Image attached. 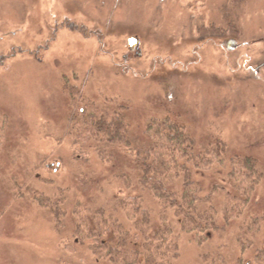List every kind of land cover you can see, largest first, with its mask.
<instances>
[{
	"label": "rangeland",
	"instance_id": "1",
	"mask_svg": "<svg viewBox=\"0 0 264 264\" xmlns=\"http://www.w3.org/2000/svg\"><path fill=\"white\" fill-rule=\"evenodd\" d=\"M227 1L0 0V264H111L73 234V205H104L121 186L113 174L135 173L123 156L113 165L101 161L92 141L83 151L73 146L68 117L77 107L121 104L136 138L168 113L167 103L197 143L217 135L227 146L223 161L210 154L212 164L196 176L206 189L214 182L230 185L233 155L256 158L263 172L251 191L246 183L236 190L230 185L239 199L249 196L228 220L221 213L223 193L215 192L219 231L196 235L174 226L179 257L173 264H202L208 252L221 253L229 264L260 263L264 0H238L231 26L222 10ZM211 24L217 31L208 34ZM129 39L137 41L134 50ZM71 88L80 89L78 96L66 91ZM59 189L67 199L57 231L53 213L33 194L57 201ZM132 192L133 186L122 193Z\"/></svg>",
	"mask_w": 264,
	"mask_h": 264
},
{
	"label": "trees",
	"instance_id": "2",
	"mask_svg": "<svg viewBox=\"0 0 264 264\" xmlns=\"http://www.w3.org/2000/svg\"><path fill=\"white\" fill-rule=\"evenodd\" d=\"M237 5L238 0H228L222 6L228 26L237 21L232 9ZM212 30L217 31L213 24L209 26L208 34ZM66 91L78 96L80 89ZM111 103L116 102H108L112 106ZM77 108L67 120V134L74 137L73 146L83 151L82 146L92 141L101 161L113 165L119 155L123 156L135 173L133 176L123 171L113 174L121 186L118 194L104 205L92 208L79 201L73 205V234L82 245L89 241L87 249L97 259L111 264H173L179 257L175 225L185 233L196 235L219 231L215 192L223 193L221 213L228 220L235 214L236 203L247 201L249 191L263 175L256 158L233 155L228 159L226 178L235 190L238 184H248V193H243L245 200L239 199L230 185L223 187L214 182L206 189L205 182L196 176L212 164L210 154L223 161L227 146L217 135L210 136L205 143H197L182 123L181 116L170 112L174 108L171 103H167L168 113L154 117L136 138L127 121L128 107L90 104ZM132 186L134 192L123 195V190ZM10 189H15L14 183ZM59 190L61 197L65 191ZM33 199L50 209L55 228L60 231L65 216V209L61 206L66 202V196L53 201L39 192L33 194ZM153 204L157 211L152 209ZM152 213L156 216V224H153ZM170 213L176 223L170 221ZM123 216L128 227L121 220ZM261 218L264 221V209ZM240 232L237 234L239 242L242 239ZM257 255L259 264H264V245ZM227 260L221 253L208 252L203 255L201 263L229 264Z\"/></svg>",
	"mask_w": 264,
	"mask_h": 264
},
{
	"label": "water",
	"instance_id": "3",
	"mask_svg": "<svg viewBox=\"0 0 264 264\" xmlns=\"http://www.w3.org/2000/svg\"><path fill=\"white\" fill-rule=\"evenodd\" d=\"M128 44L130 46V49L131 50H134L135 49V46L137 45V41L135 39H129L128 40ZM234 45H235L234 41H229L226 48L228 50H231V49L234 48Z\"/></svg>",
	"mask_w": 264,
	"mask_h": 264
}]
</instances>
